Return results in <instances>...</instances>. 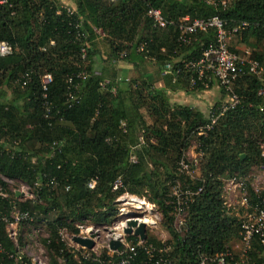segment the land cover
Instances as JSON below:
<instances>
[{
	"label": "trees",
	"instance_id": "16d2710c",
	"mask_svg": "<svg viewBox=\"0 0 264 264\" xmlns=\"http://www.w3.org/2000/svg\"><path fill=\"white\" fill-rule=\"evenodd\" d=\"M72 2L69 15L56 0H0V42L12 47L10 55L0 57V176L30 186L36 198L19 202L14 194L0 196V264H32L18 256L23 235L16 241L8 236L13 210L46 223L49 236L43 244L51 264H58L54 257L61 264H95L94 256L76 260L59 232L76 236V224L110 227L116 200L125 193L146 197L161 213L170 240L161 244L148 237L146 243L169 245L166 255L173 264H199L204 256L230 249L241 221L223 201L224 180L236 181L250 167H264V71L261 77L245 75L232 84L238 104L207 129L210 122L202 112L170 104L166 91L156 89L138 63L147 60L160 75L170 65L164 82L166 87L173 83V90L204 91L202 86L190 90L194 72L182 61L198 59L214 34L200 33L191 46H181L176 26L186 17L192 21L217 15L228 27L247 24L240 43L253 49L251 59L264 68V0H225L218 9L204 0H150L173 23L166 29L153 28L142 0ZM143 43L146 47L139 52ZM100 44L111 65L125 52L123 61L135 65L139 75L109 80L106 68L96 62ZM82 72L88 73L85 80L79 77ZM45 75L52 79L46 92L41 81ZM105 80L109 84L102 88ZM220 92L225 98V91ZM45 102L51 105L49 115ZM194 138L202 159L200 177L190 180L179 168ZM93 180L95 187L89 189ZM117 180L122 186L114 191ZM178 181L194 193L201 189L185 209L183 236L173 227L177 199L170 189ZM244 186L249 206L257 205L264 193ZM0 188L6 192L2 180ZM250 250V264H264V246L254 242ZM131 264L150 263L139 252Z\"/></svg>",
	"mask_w": 264,
	"mask_h": 264
},
{
	"label": "built area",
	"instance_id": "2783aa9c",
	"mask_svg": "<svg viewBox=\"0 0 264 264\" xmlns=\"http://www.w3.org/2000/svg\"><path fill=\"white\" fill-rule=\"evenodd\" d=\"M115 1V0H110ZM148 6L147 17L152 22L153 28L157 29H166L168 26L173 25L172 22L167 21L160 9H156L151 6L150 0H142ZM204 2L213 7L214 9L219 8V4L223 7L226 5L225 0H204ZM69 15L73 14L74 10L65 7ZM247 28V24L242 23L237 26L228 27L226 21L221 19L219 16L215 15L210 18H198L192 21H189L188 18H184L181 23L176 26L177 30V43L181 46H191L196 35L200 33H207L212 31L214 34L213 41L201 52V56L198 59L184 60L182 65L185 69L192 70L194 72L192 78L189 81L190 90H195L198 86H202L205 90H209L210 86H216L219 89L225 91V98L217 108L214 106L209 110L208 116L206 117L210 124L207 126V129H211L213 125L217 122L219 117L225 114L230 108L235 107L238 104V99L232 91V84L238 79L242 78L245 75H254L256 77H261L264 68L257 61L251 59V55H248L247 58H241V54L231 51V42L234 38L240 36L241 32ZM98 33V32H96ZM53 45V42H51ZM146 47V43L140 45L139 52H142ZM12 53V47L5 43L0 42V57H6ZM86 52L85 49H81V59L85 60ZM126 57V53L123 52L118 57V62L123 61ZM171 71V66L166 65L165 70L162 75L166 76ZM80 79L85 80L88 77L87 72H82L79 76ZM42 87L43 91H47V87L51 83L52 79L50 75H45L42 77ZM174 82V81H173ZM109 84V81L105 80L100 84L102 88ZM112 94L115 93V90L112 89ZM46 94L43 95V98L46 99ZM74 95L69 94V102L74 101ZM51 105L48 102H45V111L46 115L50 113ZM215 109V110H214ZM263 110V109H262ZM61 121V120H60ZM142 142V138L139 139ZM132 162L135 160L132 158ZM180 172L183 174H188L189 164L182 161L180 163ZM192 178L191 176H189ZM235 181V180H232ZM96 180H93L89 183V189H94ZM122 183L120 180H117L114 183L113 190L116 191L118 188H121ZM242 196V207L251 209L253 214L248 217L246 221L241 222V226L238 232V238L243 246L244 250H240L237 254L236 250H225L215 256H204L200 259L199 264H250L249 252L251 251L252 244L258 242L260 245L264 246V196L259 197V202L257 205L249 206V201L247 198V193L243 187L240 185ZM201 192L199 189L197 192H192L186 190L184 198L187 200L185 203H181L177 198V208L175 210L176 214L185 213V209L190 203L193 202L194 197ZM223 193V199H224ZM116 203H121L122 205H130L137 210H142L141 215H144L142 219H134L137 223V227L141 224L145 226V230L148 227H154L157 224L156 217H152V212L155 210V205L147 203L145 200L138 199L134 195L125 193L121 195ZM125 210H120V216H124ZM16 220L22 221H31L33 218L27 213L16 215ZM14 219V218H13ZM14 219V223L17 224V221ZM21 221V222H22ZM140 221H146L147 224L141 223ZM130 222L127 221V224ZM14 223L10 224L13 225ZM127 224H121V232L124 234V230L127 229ZM125 226V229H122V226ZM136 227V228H137ZM136 228L132 229L131 235H121L119 241L123 245L122 252L111 251L112 255L107 256L106 260L101 258H93L95 264H131L137 257L139 252L143 253L147 261L150 264H173L166 253H168L170 248L162 247L155 248L152 245L146 243V240L143 241L139 237L135 236L134 232ZM8 236L11 240L16 241L14 235L9 234ZM127 236L125 240L124 237ZM113 240V239H112ZM111 240V241H112ZM87 258V257H86Z\"/></svg>",
	"mask_w": 264,
	"mask_h": 264
},
{
	"label": "rangeland",
	"instance_id": "374dc122",
	"mask_svg": "<svg viewBox=\"0 0 264 264\" xmlns=\"http://www.w3.org/2000/svg\"><path fill=\"white\" fill-rule=\"evenodd\" d=\"M239 45H242L240 43L239 37H236L231 42V47L234 49H238ZM242 50V51H241ZM253 49L249 46H240L238 49V53L241 54V58H247L248 55H251ZM96 62H100L98 66H104L106 68L105 75L109 80H112L114 82H120L121 80H130L133 78H136L139 73L136 70V66L134 69H127L124 61L118 62L116 65H111L108 61L107 57V50L105 46L100 44L99 46V55L97 56ZM108 62V63H107ZM87 64V63H85ZM98 64V63H97ZM140 66L139 72H145L152 68L151 64L148 63L146 60L145 62L138 63ZM97 68V67H95ZM101 69V68H100ZM97 74H101L100 70L97 68L94 70ZM102 71V70H101ZM153 75V85L156 86V81H158L159 78L163 77L160 74H158V71L152 72ZM143 74V73H142ZM144 75V74H143ZM171 89L172 84H171ZM264 94V92H263ZM7 99H10V93H7ZM170 104H174L173 100L174 97H171ZM203 102H206L205 100ZM221 102V101H219ZM208 104V106H207ZM209 104L210 107H209ZM216 104H220L216 101H208L207 103H204V105L201 108V112L204 114L205 117L208 116L209 110L215 106ZM147 122H150L149 119H146ZM198 143L196 138H194L193 141H191L190 146L188 149L183 152V158L184 162L189 163V173L184 174L186 177H188L190 180H195L200 177V162L202 157L198 155L197 147ZM262 148V153L264 155V147ZM191 176L192 178H190ZM0 180H2L6 185L7 189L6 192L0 188V196L2 197H8V194H14L19 195V197H16V199L19 202H25V201H35L36 198L32 195L33 189L22 183L21 181L17 180H7L0 176ZM243 184L246 185L248 188H250L253 192L256 194L264 193V167L263 166H253L246 170L244 177L242 179L236 178V181L232 180H224V199L226 208L228 209L229 213L237 218L239 221H246L250 215L253 214V211L251 209H247L245 207H242V194L240 185ZM245 188V186H244ZM188 190V188H185L182 182L178 181L173 185L170 189V193L172 197L178 198L181 203L187 202L186 199H182L183 194L185 191ZM247 193V192H246ZM136 195H134L135 197ZM138 199L145 200L147 203L152 204L146 197H138ZM116 218L115 222L109 227V226H94V225H81L76 224V227L79 230L78 235L74 236L69 234L67 231L62 230L59 232V236L61 241L66 245L67 249L74 255L75 259L78 260L82 257H93L94 258H101L102 256H109L112 255L109 250V243L112 240V234L116 232H119L118 227H121V224L126 223L127 221H131L134 219H142L144 215H141L143 212L142 210H137L136 208L130 206V205H122L121 203H116ZM125 210V215L120 216V210ZM131 212V213H130ZM17 210H13V218L15 219L18 215ZM175 213V211H174ZM186 216L185 213L180 214H174V229L183 236L185 230L183 221ZM152 217H156L157 224L154 227H148L146 229V235L147 239L148 237L154 238L157 241L161 242V244H165L170 240V235L163 223V217L161 213L157 210L155 206V210L152 212ZM16 220V219H15ZM17 224L14 223L13 225H8V233L14 235L15 240L20 233L23 235V244L24 246L22 249L18 252L19 257H26L32 264H51L52 257L48 250L45 248L43 241L48 239L49 232L46 226L45 222H39L34 219L31 221H22V220H16ZM22 221V222H21ZM121 235L124 236L123 232H121ZM91 234H95L96 237L93 239L94 241V248L92 250H88L86 248H83L76 243L73 242L74 237H80V238H90ZM124 239H127V236L124 237ZM167 248H170L169 245H166ZM230 250H236L235 252L238 254L240 250H244L243 246L241 245V242L238 239H236L231 245ZM54 259L57 261L58 264H61V259H58L57 257H54Z\"/></svg>",
	"mask_w": 264,
	"mask_h": 264
},
{
	"label": "crops",
	"instance_id": "0c3cea01",
	"mask_svg": "<svg viewBox=\"0 0 264 264\" xmlns=\"http://www.w3.org/2000/svg\"><path fill=\"white\" fill-rule=\"evenodd\" d=\"M56 1H58L64 7L74 9V5H73L72 0H56ZM240 46L243 47V45H239V48H240ZM238 49H236V50L238 51ZM134 67H135V65H133L131 63L127 64V66H126L127 69H134ZM154 71H155V68H150L149 70L142 72V73L144 75L152 78V80H153V77H152L153 73L152 72H154ZM161 76H163V75H161ZM165 77L166 76L159 78L158 81H156V86H154V87L156 89H164L166 91L169 99L171 97H174L173 103L175 105L190 107V108L196 109V110L201 112L200 107H202L204 105V103H207L208 101H210V103L212 101H216L219 103V101L222 102L224 100V98L222 97L223 95L220 92V89L217 88L216 86H213L211 89L204 90V91H201L199 93L189 94V93H186V92H184L182 90H178V89L172 90L170 87L171 85L166 87V85H165L166 83L164 82ZM171 84H173V83H171ZM204 100L206 102H203ZM210 105L211 104H209V107H210ZM207 106H208V104H207Z\"/></svg>",
	"mask_w": 264,
	"mask_h": 264
},
{
	"label": "water",
	"instance_id": "95a60500",
	"mask_svg": "<svg viewBox=\"0 0 264 264\" xmlns=\"http://www.w3.org/2000/svg\"><path fill=\"white\" fill-rule=\"evenodd\" d=\"M16 197H19V195H15ZM137 227V223L135 221H130L127 224V229L124 230V234L125 235H131L132 234V229ZM135 236L139 237L141 240L145 241L147 239V235H146V230H145V226L143 224L139 225L135 232H134ZM96 235L95 234H91L90 238H80V237H74L73 238V242L76 243L77 245L86 248L88 250H92L94 248V241L93 239H95ZM109 249L111 251H116V252H122L123 251V245L119 242V241H114L112 240L109 243Z\"/></svg>",
	"mask_w": 264,
	"mask_h": 264
},
{
	"label": "bare ground",
	"instance_id": "6f19581e",
	"mask_svg": "<svg viewBox=\"0 0 264 264\" xmlns=\"http://www.w3.org/2000/svg\"><path fill=\"white\" fill-rule=\"evenodd\" d=\"M130 213H131V212H130ZM140 222H141V223H144V224H147V223H148V222H146V221H140ZM122 229H123V230L125 229V226H124V225L122 226ZM120 230H121V228H119V232H116V230H114L115 233L112 234V239H113V240H119V239H120V237H121Z\"/></svg>",
	"mask_w": 264,
	"mask_h": 264
}]
</instances>
